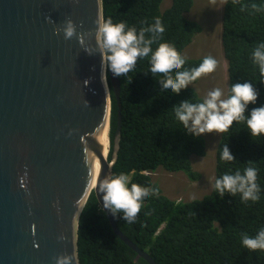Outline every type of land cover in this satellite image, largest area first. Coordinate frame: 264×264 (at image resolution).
<instances>
[{
	"label": "trees",
	"instance_id": "trees-1",
	"mask_svg": "<svg viewBox=\"0 0 264 264\" xmlns=\"http://www.w3.org/2000/svg\"><path fill=\"white\" fill-rule=\"evenodd\" d=\"M101 1L104 19L125 22L137 32L153 25L159 17L165 31L153 43V50L159 43L168 42L182 55L203 31L201 25L189 18L192 0H170L164 9V0ZM252 4L262 10H253ZM259 43H264V0H224L220 44L227 62V96L231 85L238 82L253 83L259 93L256 103L248 105L246 116L253 108L264 106V75L252 60V52ZM203 59H186L184 67H197ZM150 67V56L138 59L133 71L117 77L118 100L108 79L111 96L108 161L113 152L118 108L121 117L119 149L112 174H126L129 187L136 183L158 189V195L144 199L133 223L113 216L117 228L156 264H264V250L252 251L242 244V234L255 236L264 228V136L252 137L246 121L234 122L218 140L211 192L201 200L187 203L163 196L148 175L158 169L183 173L192 182L199 180V174L192 169V160L205 156L204 138L189 134L172 108L185 100L196 103L202 99L193 88L198 79L175 94L161 88L158 80L163 76L154 77ZM226 143L235 157L233 162L220 159L221 147ZM248 161H253L258 170L260 199L244 201L239 193L221 197L214 188L215 180L225 173L234 174L237 170L243 173ZM85 206L77 229L79 264H147L142 258L136 259V254L115 236L93 193Z\"/></svg>",
	"mask_w": 264,
	"mask_h": 264
},
{
	"label": "water",
	"instance_id": "water-1",
	"mask_svg": "<svg viewBox=\"0 0 264 264\" xmlns=\"http://www.w3.org/2000/svg\"><path fill=\"white\" fill-rule=\"evenodd\" d=\"M101 17V0H0V264H56L72 253L79 264L76 201L85 206L91 193L136 259L156 264L119 231L96 191L112 174L121 128L118 108L108 161L109 84L116 100L120 88L96 50ZM67 19L83 45L64 39Z\"/></svg>",
	"mask_w": 264,
	"mask_h": 264
},
{
	"label": "clouds",
	"instance_id": "clouds-1",
	"mask_svg": "<svg viewBox=\"0 0 264 264\" xmlns=\"http://www.w3.org/2000/svg\"><path fill=\"white\" fill-rule=\"evenodd\" d=\"M251 8L255 11L262 10L256 4H252ZM95 23L97 25L96 50L102 56L104 75L111 71L116 77L127 76L135 69L138 59L150 56L149 72L154 77L157 74L163 76V79L158 80L161 88L170 89L172 93L179 94L198 78L214 72L217 68L218 61L212 56L204 57L197 67L185 68L186 57H183L176 47L168 42L159 43L153 50V43L165 31L159 17L155 18L153 25L141 28L139 32L135 27H128L125 22L114 23L111 18L101 17ZM55 31L59 34L61 29L57 28ZM62 31L64 39L68 40L75 36L83 45L85 34H77L76 25L71 19L65 21ZM146 33H150L151 36H146ZM86 51L91 54L94 50ZM252 60L259 66L260 73L264 75V43H259L254 48ZM258 95L253 83L238 82L231 85L230 95L227 98L224 97L221 88H214L207 93L202 102L193 103L191 99L185 100L172 109L183 128L195 137L213 132L218 134L227 132L234 122L239 121H246L251 136L259 137L264 136V106L255 107L249 115H245L248 105L255 104ZM220 159L225 162L235 160L227 143L221 147ZM246 164L248 166L244 168L243 173L237 170L234 174L225 173L215 180L214 188L221 197L226 193L233 196L239 193L244 201L256 202L260 199V187L257 183L258 170L253 166V161H248ZM96 191L102 194L104 209L109 210L114 217H121L127 223L135 221L146 197L158 195V189L143 187L136 183H132L129 187V177L124 173L106 176L98 182ZM76 206L81 211L86 207L83 205L82 197L76 201ZM79 215L80 211L76 213L74 219ZM60 239L64 237L61 236ZM242 244L252 251L264 250V228L260 229L255 236L242 234ZM55 260L56 264H73V261L76 264L74 253L62 254Z\"/></svg>",
	"mask_w": 264,
	"mask_h": 264
},
{
	"label": "rangeland",
	"instance_id": "rangeland-1",
	"mask_svg": "<svg viewBox=\"0 0 264 264\" xmlns=\"http://www.w3.org/2000/svg\"><path fill=\"white\" fill-rule=\"evenodd\" d=\"M192 1L189 18L201 25L203 31L193 38L182 56L186 59L212 56L218 61L216 70L198 78L193 88L202 100L214 88H221L227 98V65L220 44L223 0ZM169 3L170 0H164L163 9ZM220 134L213 132L201 135L205 141V156L192 160V169L199 174V180L192 182L183 173H168L162 169L150 174L152 182L158 185L163 196L175 202L187 203L201 200L211 192L215 178V152Z\"/></svg>",
	"mask_w": 264,
	"mask_h": 264
},
{
	"label": "bare ground",
	"instance_id": "bare-ground-1",
	"mask_svg": "<svg viewBox=\"0 0 264 264\" xmlns=\"http://www.w3.org/2000/svg\"><path fill=\"white\" fill-rule=\"evenodd\" d=\"M107 136H108V129L106 128L105 133H104V154L105 156L107 155V151H108V141H107ZM97 172H98V167H97Z\"/></svg>",
	"mask_w": 264,
	"mask_h": 264
}]
</instances>
